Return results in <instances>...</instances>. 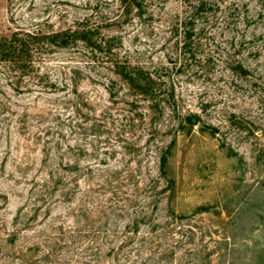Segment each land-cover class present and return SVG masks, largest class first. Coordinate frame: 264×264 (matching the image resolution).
<instances>
[{"label": "rangeland", "instance_id": "obj_1", "mask_svg": "<svg viewBox=\"0 0 264 264\" xmlns=\"http://www.w3.org/2000/svg\"><path fill=\"white\" fill-rule=\"evenodd\" d=\"M194 1L0 0L2 35L109 39L0 62V264H264V0Z\"/></svg>", "mask_w": 264, "mask_h": 264}, {"label": "trees", "instance_id": "obj_2", "mask_svg": "<svg viewBox=\"0 0 264 264\" xmlns=\"http://www.w3.org/2000/svg\"><path fill=\"white\" fill-rule=\"evenodd\" d=\"M127 4L125 7V14L129 13L132 8H139L142 10L143 4L141 0H122ZM217 0H195L193 3L194 7V14L198 17H203L212 7L216 4ZM216 6V5H215ZM194 29V26H192ZM191 29V30H192ZM192 34L189 32L188 36L185 37L183 47L185 51L189 47V39ZM83 41L90 46L92 50H94L93 46L96 48H101L103 44H108L109 39L103 41L98 39L95 34L94 29L83 27V28H76V29H69L64 32H54L48 33L46 35L40 36V32H28V33H21L18 31H13L10 34H0V62L4 64V74L8 77L11 76H18V75H26L29 74L30 71H35V58L37 53H40V45L42 42L44 44H59L62 46H68L71 42H78ZM110 52H112L113 47H107ZM116 67V72L122 76L132 87L139 89L140 92L145 94H153V83L154 79L152 75L144 68L140 66H134L129 62H116L114 63ZM242 66V65H240ZM53 86V85H52ZM0 106H3L0 103ZM195 118V119H194ZM198 115H190L187 117L188 124L193 126L198 119ZM184 126L183 123H181ZM169 166V159L167 156L162 158V175L167 176L168 167ZM62 180V179H60ZM170 180L172 178L170 177ZM53 181L51 175L49 178L45 180L46 183ZM87 234L80 232L78 230L77 236L78 237H85ZM94 240V239H93ZM66 242V240H65ZM95 242V241H94ZM63 247V246H61ZM60 247V248H61ZM74 247V246H73ZM89 249L88 247L81 246L80 248L77 247V250H83L84 252L81 253L82 256L86 257L87 252L86 250ZM94 255V254H93ZM86 264V263H83Z\"/></svg>", "mask_w": 264, "mask_h": 264}]
</instances>
